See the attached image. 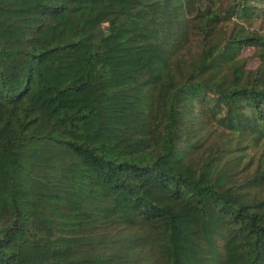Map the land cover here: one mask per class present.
Instances as JSON below:
<instances>
[{"label": "trees", "instance_id": "trees-1", "mask_svg": "<svg viewBox=\"0 0 264 264\" xmlns=\"http://www.w3.org/2000/svg\"><path fill=\"white\" fill-rule=\"evenodd\" d=\"M0 264H264V0H0Z\"/></svg>", "mask_w": 264, "mask_h": 264}, {"label": "rangeland", "instance_id": "rangeland-1", "mask_svg": "<svg viewBox=\"0 0 264 264\" xmlns=\"http://www.w3.org/2000/svg\"><path fill=\"white\" fill-rule=\"evenodd\" d=\"M251 52H252V49L251 48H246V49L243 50V53L245 55H250ZM256 64H257V61L254 60V59H251V60L248 61V65L249 66H255Z\"/></svg>", "mask_w": 264, "mask_h": 264}]
</instances>
